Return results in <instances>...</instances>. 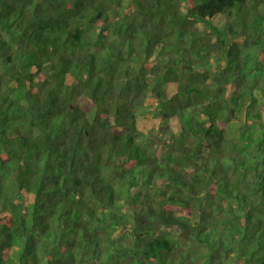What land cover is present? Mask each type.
<instances>
[{"label":"trees","instance_id":"trees-1","mask_svg":"<svg viewBox=\"0 0 264 264\" xmlns=\"http://www.w3.org/2000/svg\"><path fill=\"white\" fill-rule=\"evenodd\" d=\"M122 4L0 0V264H264V0Z\"/></svg>","mask_w":264,"mask_h":264},{"label":"rangeland","instance_id":"rangeland-1","mask_svg":"<svg viewBox=\"0 0 264 264\" xmlns=\"http://www.w3.org/2000/svg\"><path fill=\"white\" fill-rule=\"evenodd\" d=\"M130 2H131V0H123V4H122L123 6L122 7H125L127 9L131 10V5H129ZM263 112H264V110H263ZM136 113L138 115L140 114V116H143V117H150L151 116L150 112L147 109H141L139 111H136ZM263 117H264V114H263Z\"/></svg>","mask_w":264,"mask_h":264}]
</instances>
